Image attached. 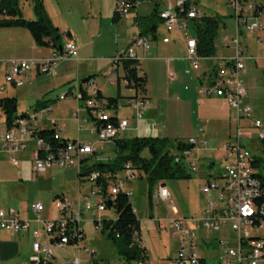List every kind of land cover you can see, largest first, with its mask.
<instances>
[{"label": "built area", "instance_id": "2783aa9c", "mask_svg": "<svg viewBox=\"0 0 264 264\" xmlns=\"http://www.w3.org/2000/svg\"><path fill=\"white\" fill-rule=\"evenodd\" d=\"M232 12L235 20L234 34L230 38L222 39L227 45H233L232 57L221 60V66L213 69L206 75L201 86V95L204 97H218L223 99L235 112V121L238 133L242 130L241 120H249L251 129L258 131V139H264V131L258 119H252L251 107L245 102L247 97L243 75L245 74V55L240 46L239 36L244 32L248 35L264 33V0H223ZM200 0H175L169 2L166 9L159 13L162 26L167 36L162 38L163 43L173 40L172 34L184 36L185 57L191 63L193 69L198 70L199 60L211 61L209 57H200L197 52L196 38L188 35L193 32V22L200 20L201 10L198 5ZM115 9L120 17L127 16L130 11L123 0H117ZM152 38L148 35L136 37L123 51H118L109 59L110 69L102 74L103 77L111 78L122 67L124 61L136 62V74L141 76L139 62L142 59L140 53H147L151 48ZM257 43L264 47V39L257 38ZM76 46L66 39L60 53L53 52L46 59H17L10 62L9 72L5 75V84L15 88L23 87L33 74L55 75L61 61L74 58ZM112 84L120 85L129 96L115 104H110L101 94H96V84L93 80L80 82L83 92L87 96V106H82L88 118L93 124H99L100 134H95L100 144H114L116 140L125 139L128 133L139 131L140 124L145 121L148 111L149 98L136 86L134 80L123 75L111 81ZM4 87L0 86V91ZM73 93L61 95L60 100L69 98ZM126 112L125 116L120 113ZM79 109L74 113V119L78 121L79 129L85 128L79 120ZM48 114V109H40L32 113H26L24 117L17 118L5 133L0 134V151L9 154L14 166L19 162L16 155L26 149L27 141L34 140L35 150L32 152L31 167L36 176L44 175L52 169H68L76 167L78 171L88 157L92 156L96 149L93 145L81 143L77 140L67 141L63 147H54L45 143L37 135L38 124L43 116ZM117 116V121L122 122V130L113 129V124H100V117ZM83 126V127H82ZM156 125L154 124V127ZM61 129L55 130L54 139L60 141ZM186 143L192 145V150L177 152L175 162L184 161L188 168L194 172L197 164L190 160L193 150L196 149L194 139H188ZM207 142L201 141L200 148H205ZM199 148V149H200ZM198 149V150H199ZM224 165L217 176L210 178L200 188V192L206 197L207 204L204 209L192 217H172L166 220L171 228L170 235L178 238V250L176 256L169 264H204L197 249V229L200 227L207 232H218L229 229L235 235V242L231 243L226 238H219L217 245L218 264H260L264 259V186L254 167L253 155L240 143L239 134L236 140L227 142L222 146ZM190 160V161H189ZM138 175L131 164H127L124 170L109 183L105 189L97 183L98 174L91 173L84 176L90 188L87 193L79 194L75 204L68 198L60 197L53 201L54 207L61 214L60 218L53 220H41L38 216L43 211L41 203L31 205V210L37 216L36 222L42 227L44 237L39 229L32 231V255L28 264H54L52 262V246L64 248L74 241L77 252L94 256L95 253L89 248L81 246L84 238L79 225L83 211L92 208V199H96L95 210L101 214L112 205L117 194L128 192L131 188H125L126 182L137 178ZM159 202L166 206L173 215L176 214L171 195L162 184L157 185L152 195V204L155 210ZM135 212V211H134ZM158 222V218H155ZM96 232L101 231L102 219L93 220ZM0 230L17 234L28 230V224L22 220L13 208L0 206ZM50 231H58V241H50ZM133 243L141 245L138 232L132 236ZM68 264H84L79 259H72ZM88 264H94L90 262ZM136 264H147L141 261Z\"/></svg>", "mask_w": 264, "mask_h": 264}, {"label": "rangeland", "instance_id": "374dc122", "mask_svg": "<svg viewBox=\"0 0 264 264\" xmlns=\"http://www.w3.org/2000/svg\"><path fill=\"white\" fill-rule=\"evenodd\" d=\"M22 3L24 4V1ZM153 5V2H144L139 7L137 14H149L153 9ZM115 6V0H84L78 4L76 13L68 18L72 34L76 38L74 43L78 49L77 57L61 61L56 76L40 75L26 84L25 87L16 91L21 94L17 101V115L32 111L38 100L47 102L52 112L44 115L43 120L38 124V129L41 130V127L45 125L57 130L62 129L59 133L62 139L77 140L81 143L93 145L97 151V156H99L98 159L102 160L113 157L115 147L112 144L97 142L96 133L91 131L93 121L87 117L80 106L81 103L76 104V100L72 97L60 100V95L67 93L71 85L75 87V81L63 84L61 73L65 70L67 73L72 74L78 67L82 69L85 65H88L94 72L93 78L95 81L103 85V94L107 97L116 96L115 87H112L109 81L102 76L104 72L103 61L106 58H112L118 51L126 49V37L133 26V18L137 15L130 12L127 16L121 17L118 20L119 23H116L113 21ZM198 7L203 17H218L220 19L218 35L214 42L215 55L213 59L208 62L200 59V68L195 70L189 61L183 60L184 54L181 50H176L173 46H167L166 49L162 48L157 55L143 62L141 65L146 73L150 98L145 122L150 120L157 124V128H150L148 125L142 124L139 132L128 133V137L126 136V138L143 136L168 138L173 142L194 139L198 142L196 149L193 150V155L189 157L197 164V170L191 173V179L167 180L164 182L171 194L173 205L179 211L177 216L179 218L192 217L197 214L198 209L205 205L207 199L199 191V188L204 182L217 176L221 171L224 165L222 146L225 143L236 140L239 134L240 143L247 151L252 155H261L258 131L251 129L250 121L241 120L242 130L238 133L235 112L227 104L222 107L221 104H216L201 95V86L203 79L206 77L203 74L205 70L207 72L211 67L219 66L220 57L232 55L233 51L224 47L225 43L222 42V39L233 36L235 20L232 17L231 10L221 0H200ZM26 35L31 41L30 36L27 33ZM188 35L193 36V32L189 30ZM181 37L184 38V36ZM245 37L248 38L246 42L244 41ZM254 37L255 35H248L245 32L240 35V46L242 49L244 48V54L247 52L244 46L248 42L250 52L256 51L255 44L252 41ZM258 53L263 55L264 51L260 49ZM75 59L78 60L74 61ZM80 59L86 61V63L80 62ZM167 59L171 60L169 65ZM244 62L246 68L251 67L252 73L256 76V81L262 82L264 80V60L256 61V65L253 61L245 60ZM209 65L210 67H207ZM248 78L251 79L252 77ZM121 90L129 95V92L123 87H121ZM256 97V99L250 97L251 120L257 118L261 122L264 131V94L260 92ZM82 104L84 106V103ZM76 109L80 111L78 117L85 128L79 129L78 121L74 119ZM119 115L123 117L126 112ZM0 118V132L3 133L4 124L2 117ZM47 118L54 121L56 126L50 125L46 121ZM201 141L207 142L205 148H200L199 143ZM27 154L26 152L24 156H20L19 166H12L7 161V156L0 155V157H3V162L0 163V204L2 207H6L2 201L7 198L10 190L15 193L20 207H30L32 204L39 202L44 207L41 218L55 217L57 212L53 205V199L56 195L64 194L70 199H75L79 189L84 191L87 188V184H81L79 181L80 176L77 175L76 167L49 170L47 177L34 175L30 171L29 163L25 161L29 158ZM95 156L93 154L88 157V160L82 166L93 164L96 161ZM143 156H147L146 151L143 152ZM210 162H212L211 167L208 166ZM256 171L259 173L258 170ZM18 172L22 174L19 175ZM139 176L125 183V188H131L133 191L129 196V202L140 221L139 235L142 237V244L146 246L150 261L154 264H167L165 254L166 252L173 254L175 249L173 241L176 237L170 235L171 228L166 222H158L155 218L163 220L172 218L174 215L171 211L169 212L166 203L159 202L155 210L153 206H149L146 178L144 175ZM4 180H8L9 183H5ZM157 185L154 188L155 190ZM92 201L96 203V199H92ZM11 206L14 207V204ZM84 214L81 216L80 227L84 230L88 241L107 260L119 259L115 247L106 239V234L96 232L93 224L88 222L90 215ZM104 216H106L104 217L105 220H114L117 214L114 208H107ZM211 234L213 238L224 237L230 240L231 243L235 242L234 233L227 236L216 232ZM213 249L216 250L217 247L214 246ZM211 264H218V262L213 258ZM261 264H264V259Z\"/></svg>", "mask_w": 264, "mask_h": 264}, {"label": "crops", "instance_id": "0c3cea01", "mask_svg": "<svg viewBox=\"0 0 264 264\" xmlns=\"http://www.w3.org/2000/svg\"><path fill=\"white\" fill-rule=\"evenodd\" d=\"M22 1H24V4L22 3ZM42 1H43V5H44V8H45V11H46L47 15L49 16V18L51 19L52 23L58 28L60 34L62 35V44L63 45L65 44L66 39L71 40L74 43V39H76V38H74L75 36H74V34H72V30L70 28V24L68 22V18H70L72 15H74L76 13V11L78 9V4L82 3L84 0H42ZM217 1H219V0H217ZM221 1H223V0H221ZM157 2H158V6L157 7H158L159 11H163L164 9H166L167 4L169 2L173 3V0H157ZM174 2H175V0H174ZM143 3L144 2L138 3L136 8L132 11L133 13H136L137 16L133 18V26L131 27L129 33L127 34L126 47L136 37L141 36L140 35V28H139V26H137L135 19L139 18V17H148L151 14V12L153 11V9H154V5H153V9L151 10V12L149 14L138 15L137 13L139 11V7ZM223 3H224V1H223ZM19 6H20V10H21V15H22V17L24 19H26V20H33L34 19L33 6H32L31 2L26 1V0H20ZM113 15H114V13H113ZM120 18L121 17H119V19ZM119 19H117L115 22L117 23ZM117 26H118V24H117ZM25 32L28 34V36H30L31 41H29V39H28L29 37H27ZM254 35H255V37L252 39V41L255 44L256 51L255 52H250V47H249V42H248L246 44V46H244L245 50H247V52H245V54H244V48H243V54L246 57L245 58L246 61H249V62L253 61L255 63L256 61L264 60V54L260 55L258 53V51L260 49L264 51V47H262L261 45H259L257 43V38L264 39V33H256ZM148 36H150L152 38L151 48H150L149 52H147V53H140L142 59L140 60V62L138 64L139 69H140L142 75L145 77V79H146V73H145L144 69L142 68L141 64L143 62L151 59L153 56L157 55L162 48L166 49L165 47H167V46H173L176 50H179V51L181 50L182 51V53L184 54V58H185V59L183 58V60H186L185 49H184V40H183V38L180 35L172 34V37H173L172 41H170L168 43H163L162 42V38L167 36L166 32L163 29L162 23L159 24V26H158V28L156 30V33L154 35H148ZM225 38H228V37H225ZM247 39L248 38L245 37L244 41L246 42ZM239 40H240V38H239ZM224 47L226 49H228V50L231 49L233 51L232 55L231 56H222V57H220L219 58L220 59V65L219 66H215L214 68L211 67L210 70L207 71V72L205 70V72L203 73L204 75H209L213 69H216V68L220 67L221 64H222L221 63L222 59L233 56V54H234L233 45L224 44ZM259 47H260V49H259ZM248 49H249V52H248ZM77 50L78 49L76 47V56H75V58L78 55L77 54ZM52 54H53V51L51 49L41 48V47L36 46L34 44V41H33L32 37H31V35L29 34V32L27 30L23 29V28L0 29V86L4 87V90L0 91V99H3V98H14L16 100V104H17L18 97L21 94L20 93L18 94L16 91L18 89H20V88L25 87L26 84L30 83V81H32L35 78H37L38 76H40V75L33 74L30 77L29 81L26 82V84L23 87H20V88H15V87H13L11 85L5 84V75L9 72L10 62L12 60H17V59H46V58H50L52 56ZM16 57H18V58H16ZM106 59L103 61L104 62V64H103L104 72H106V71H108L110 69V61H109L110 58H106ZM211 59H213V57H211ZM77 60L78 59H75L74 61H77ZM186 61H188V60H186ZM80 62H85L86 63V61H83L81 59H80ZM170 62H171V60L167 59L168 65L170 64ZM87 63L89 64V62H87ZM255 65H256V63H255ZM244 66H245V74L243 75L242 79H243V82H244V85H245V89H246V93H247V97L245 99V102L250 106V99L251 98L252 99L253 98L256 99L257 98L256 95L258 93H260V92H262L264 94V80H262V82L256 81V76H255V74L252 73L251 67L246 68L245 62H244ZM207 67H210V65L207 66ZM56 75H57V72H56V74L54 76H56ZM93 75H94V72H92L91 68L88 67V65H85L82 69H81V67L80 68L78 67L76 69V71L74 73H72V74L67 73L65 70L63 71V73H61V76L63 77V80H62L63 84L75 81V87L71 85L70 88L68 89L67 93H73L74 92V95L77 96L78 88H79V85H80L79 83L81 81H83V79L91 77L92 80L95 82V84L97 86L96 87V92H99L102 96L107 97V96H105L103 94V85L101 83H98L97 81H95V79L93 78ZM123 75H124L123 68L119 67L117 72L111 78L105 77L109 81L110 85L112 87H115V90H116V96L115 97H107V98H116V97L120 96L121 99H122V100L120 99V102L124 103V98L129 96L126 93H124V91L121 90V86L120 85H116V84H112L111 83V81L113 79H115L117 77L120 78ZM250 76L252 77L251 79L248 78ZM171 78H172V76H171ZM173 78H174V76H173ZM203 81H204V79H203ZM67 93H64L62 95H66ZM1 94H4V95L1 96ZM69 95H70V97L75 99L73 95L72 96H71V94H69ZM145 95L149 98L148 88H147V79H146V92H145ZM207 99L208 100H212L216 104L217 103L221 104L222 107L225 104H227L223 99L218 98V97H207ZM39 101L45 103V107H47V109H48V114L50 112H52V110L50 109V105L47 104V102H44L42 100H38L36 105L38 103H41ZM76 104L79 105V101L76 100ZM36 105H35V107L33 108L32 111L26 112V113H32L34 111L40 110V109H38L36 107ZM16 109H17V107H16ZM26 113H24V114L26 115ZM21 114H23V113H21ZM17 116H19V115H17ZM47 116H49V115H47ZM0 117H2V122L4 124V132L3 133H5V131L7 130L6 129V125H5V116H4V114L2 113L1 110H0ZM43 118H44V116H43ZM0 121H1V118H0ZM46 121L49 122L50 125H52L54 127L56 126L54 121L49 120V118H47ZM142 124L143 125L144 124L148 125V127H150V128H154V129L157 128V124L151 122L150 120H147L146 122L144 121V123H142ZM142 124H140L139 131L141 129ZM154 124L156 125L155 127H154ZM43 129L49 130V129H53V128H51L50 126L45 125L44 127H41V130H43ZM54 129L56 130V128H54ZM91 131L93 133H95V131L93 129V125H92ZM139 131H137V132H139ZM3 133L0 132V134H3ZM59 137H60V139H62L60 135H59ZM64 140H67V139H64ZM26 145H27L26 149L23 152H20L19 154H17L16 158H17L18 162H20L19 161L20 156H24V154L27 152L28 153L27 156L29 158H27V160H25V161L29 163L30 171L32 172L31 160H32V152L35 150L34 140L27 141ZM112 145H114V144H112ZM1 154L7 156V158H8L7 161L12 166H14L12 164L10 156H9V154L7 152L0 151V155ZM94 154L96 155L95 158L98 160L99 156H97V151H95ZM222 157H223V155H222ZM25 158H26V156H25ZM2 162H3V157H0V163H2ZM211 163L212 162L208 163V166ZM18 166H19V164H18ZM0 172H1V170H0ZM48 172L49 171H47L44 175H40L38 177H43V176L47 177L49 175ZM18 174L21 175L22 173L18 172ZM77 175L79 176V171L78 170H77ZM79 178H80L79 181L81 182V184H83V183L87 184V188L84 191H81L79 189L77 197L75 199H70L69 197L64 196V194L56 195V196L68 198L73 204H75L77 199H78V197H79V194L87 193L89 188H90V185L86 181H84V179H82V177H79ZM4 181H6L5 183H9L8 180H4ZM81 184H80V186H81ZM200 188H199V191H200ZM0 201H1V199H0ZM53 201H54V199H53ZM2 203H3V205H6V207H2L1 204H0V206L2 208H13L17 212L18 216L22 220L27 222L28 230L25 231V232L17 233V234H13V233H9V232L4 231V230H0V264H28L29 257L32 255V243L34 241L33 236H32V231L35 230V229H39L40 232H41L42 237L45 238L44 237V233L42 231V227H41V225L39 223L36 222L37 216L31 210V206L30 207H20L19 206V204H18V202L16 200V197H15V193L13 191L9 190V194H8L7 198H5V200L2 201ZM36 203H39V202H36ZM91 203H92V208L89 211H83L82 212V215L85 212H87L85 214H89L90 215V218L88 219V222L93 224V220L97 219L98 217H100L102 220L105 219L104 218V217H106V216H104V212L105 211L102 212L101 214H98L96 212V210H95V204H96L95 201L91 200ZM12 204H14V207L11 206ZM206 204H207V201L205 202V205L202 208L198 209V212L201 211L202 209H204L206 207ZM55 210L57 212V216L41 218V214L44 211V207H43V211L39 214L38 217L41 220H43V221L58 219V218H60L61 214L59 213V211L56 208H55ZM175 210H176V214L174 215V217L175 216L177 217L178 214H179V211H178V209H176V207H175ZM168 219L169 218H166V219H163V220L159 219V220H161L160 222H164L165 223L166 220H168ZM81 221H82V217H81ZM79 227H80V225H79ZM93 227H94V225H93ZM80 229L83 231V234H84V238H83V240L81 242V246L91 249L92 251H94L95 255L91 256L90 254L84 253L82 251L77 252L75 250V246L72 245V244H69L66 247L62 248V249L57 248L55 246H52V253H53L52 262L54 264H68L72 259H79L80 262L84 263V264H88L90 262H93L94 264H136L135 262H133V263L124 262V260L118 255V253H117V255H118L119 259L112 260V261L111 260L110 261L107 260L106 258H104L102 256L101 253L99 254L98 250H96L95 247L88 241V239L86 238V234H85L84 230L81 227H80ZM211 233H214V232L204 231L200 227H198V229H197V236H198V239H199L198 242H197V249H198L199 255H200V257H201V259H202L204 264H211V261L213 260V258L217 260V255L219 253V248H218V245H217V241H218L219 238H224V237H214L213 238L211 236L212 235ZM216 233L217 234L218 233H222V234H224L226 236L232 234V232L229 229H223V230L218 231ZM139 234H140V230H139ZM234 238H235V236H234ZM140 239H141V245L145 249V255H146V258H147L146 263L147 264H154L152 261H150L148 253L146 251V246H144L142 244V237L141 236H140ZM52 240L53 239L50 237V241H52ZM173 242H174V245H175V249H174L173 254H168L167 252L165 254L166 255L167 264H169V261L171 259H173L176 256V254H177L178 238L176 237L175 241H173ZM214 246L217 247L216 250L213 249ZM64 255H67V256L65 257ZM68 256H69V258H67Z\"/></svg>", "mask_w": 264, "mask_h": 264}, {"label": "trees", "instance_id": "16d2710c", "mask_svg": "<svg viewBox=\"0 0 264 264\" xmlns=\"http://www.w3.org/2000/svg\"><path fill=\"white\" fill-rule=\"evenodd\" d=\"M32 3L33 20H26L21 15L20 0H0V29L23 28L29 32L34 44L41 48L51 49L55 53H60L62 44V35L58 28L52 23L47 15L42 0H26ZM117 0H115L116 2ZM129 11L132 12L138 3L153 2L154 9L148 17L136 18V24L140 28V35H154L162 21L160 20L157 0H123ZM115 9L113 21L119 19ZM193 35L197 42V52L200 57H213L215 55V40L218 35L220 19L218 17H202L199 21L193 22ZM124 75L134 80L136 86L145 94L146 79L142 75L136 74V62L124 61L122 65ZM140 70V69H139ZM92 80L91 77L83 81ZM81 81V82H83ZM96 94H100L96 92ZM104 97V96H102ZM110 104L117 103L121 97L107 98ZM78 101L82 107L85 104L87 96L83 92L82 84L78 88ZM16 100L14 98L0 99V110L5 116L6 129L10 128L14 120L18 117H24L25 114L16 115ZM38 109H44L45 103L41 102L36 105ZM94 125V124H93ZM55 129H43L38 132V137L45 143L54 147H63L68 140L54 139ZM261 155H253L254 167L258 169V177L262 180L264 186V139H260ZM115 154L107 160L96 159L91 165H85L80 168L79 176L84 177L91 173L98 174L97 183L106 186L115 180L125 165L131 164L139 177L145 176L148 185V202L152 207V195L156 185L165 186L167 180H189L192 177L191 170L184 161L175 162V153L192 150L194 147L186 141H171L168 138L160 137H133L119 139L114 142ZM147 156H143V152ZM88 158L82 162L85 163ZM212 166V163L209 167ZM60 196L54 198L57 199ZM110 208H114L117 217L114 220H102L101 233L106 234L115 247L118 255L126 263H138L146 261L145 249L133 243L132 236L134 232L140 230V221L137 219L132 205L129 202L128 192H121L116 195ZM53 240H57L54 238ZM74 241L71 240L70 244Z\"/></svg>", "mask_w": 264, "mask_h": 264}, {"label": "bare ground", "instance_id": "6f19581e", "mask_svg": "<svg viewBox=\"0 0 264 264\" xmlns=\"http://www.w3.org/2000/svg\"><path fill=\"white\" fill-rule=\"evenodd\" d=\"M203 16L200 14V18ZM76 98L78 99V92ZM84 106H87V101L85 102ZM100 124H113V129L115 130H122V122L117 121V116H103L100 117ZM93 129L96 134H100V127L99 124H94ZM50 237L52 239L56 238L57 240L52 241H58V231H50Z\"/></svg>", "mask_w": 264, "mask_h": 264}, {"label": "water", "instance_id": "95a60500", "mask_svg": "<svg viewBox=\"0 0 264 264\" xmlns=\"http://www.w3.org/2000/svg\"><path fill=\"white\" fill-rule=\"evenodd\" d=\"M61 50H62V47L59 48V51H61ZM110 206H111V204L108 203V208H110Z\"/></svg>", "mask_w": 264, "mask_h": 264}]
</instances>
